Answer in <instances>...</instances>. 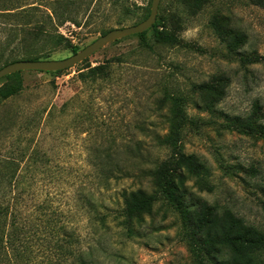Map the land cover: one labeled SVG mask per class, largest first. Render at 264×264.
<instances>
[{"label": "rangeland", "instance_id": "rangeland-1", "mask_svg": "<svg viewBox=\"0 0 264 264\" xmlns=\"http://www.w3.org/2000/svg\"><path fill=\"white\" fill-rule=\"evenodd\" d=\"M43 1L0 0V12L28 7L40 12ZM115 1L131 9L121 24ZM150 3L78 0L71 8L78 24L66 22L57 31L83 49L107 30L135 25ZM158 15L170 22L180 16L179 42L155 44L147 31L151 48L135 35L109 43L82 64L108 62L106 78L81 81L78 64L58 74L20 71L8 81L22 89L0 102V170L5 159L17 168L15 178L0 180V204L8 208L3 241L8 252L0 264H199L181 240L178 216L162 200L131 234L120 224L121 192L151 193L143 170L169 155L157 143L167 132L166 108L157 106L165 91L186 99L181 151L198 159L211 187L199 190L187 181L186 201L229 209L264 233V59L240 60L264 57V4L211 0L188 15L180 0H160ZM215 16L221 29L243 35L235 51L215 34ZM70 55L68 46L59 47L52 60ZM211 77L221 78L224 93L206 110L194 89ZM14 220L28 243L20 261L13 260L7 243ZM65 250L77 253L79 261Z\"/></svg>", "mask_w": 264, "mask_h": 264}, {"label": "trees", "instance_id": "trees-1", "mask_svg": "<svg viewBox=\"0 0 264 264\" xmlns=\"http://www.w3.org/2000/svg\"><path fill=\"white\" fill-rule=\"evenodd\" d=\"M77 1L45 0L43 1L45 10L40 12H37V7L21 9L16 11L17 13H9L8 9L1 11L0 17L11 16L18 20L0 22V68L19 60H52L55 49L63 46H68L72 54L80 51L81 49L71 45L57 31V28L66 22L78 24L71 11ZM255 1L261 5L264 4V0ZM116 2L114 3L117 5ZM210 2L211 0H180V4L188 15H194ZM117 6L122 11L117 22L121 24L130 19L131 9L124 2H120ZM149 9L142 13L139 22L147 18ZM173 17L174 19L170 22L163 15L156 16L155 23L147 30L151 31L150 38L153 43L173 45L179 42L175 26L181 19L179 15H173ZM218 18L215 16L211 21L215 34L226 43L229 51H235L242 45L243 35L229 29H221L223 24ZM139 22L136 21L135 24ZM110 30L103 32L102 35ZM147 31L135 36L138 37L142 47L151 48L146 39ZM263 59L264 57L254 54L242 57L240 60L241 63L250 64ZM86 60L78 63L83 66L78 70L81 81H95L108 76L110 69L108 62L94 66L82 65ZM60 72L62 71L44 73L58 74ZM17 75L18 72H15L0 79L6 80L0 85V102L21 91L19 82H8ZM194 90L200 104L207 110L223 97V81L220 77H211L208 82L198 85ZM185 105L184 96L166 91L158 99V108L164 107L167 111V132L164 136L157 138V143L159 147L168 149L169 155L151 168L143 170L142 175L148 179L153 188L151 193L140 188L121 192L120 224L131 234L134 225L139 223L143 216L151 214L154 203L160 199L178 216L181 240L187 244L199 264H264V233L262 231L247 225L229 209H219L201 199H193L191 202L185 199V187L189 180H192L199 190L210 191L211 189L198 159L193 154H184L181 151L182 131L188 122ZM261 137L264 138V128ZM3 162L5 164L0 170L2 184L15 178L17 173V168L9 166L7 159ZM7 210V207L0 204V260L8 252L3 245ZM25 234L23 227L14 220L11 231L7 233L8 249L14 261L23 260L27 254L28 243ZM60 243L59 240L57 249L62 254L63 246ZM65 252L68 256H72L74 261H79V255L74 251L65 250Z\"/></svg>", "mask_w": 264, "mask_h": 264}, {"label": "water", "instance_id": "water-1", "mask_svg": "<svg viewBox=\"0 0 264 264\" xmlns=\"http://www.w3.org/2000/svg\"><path fill=\"white\" fill-rule=\"evenodd\" d=\"M159 2L160 0H151L149 14L143 21L132 26L112 29L105 34L100 35L89 45L67 58L61 60H19L4 65L0 68V79L4 76L20 71L57 72L69 69L87 59L109 43L150 29L155 23Z\"/></svg>", "mask_w": 264, "mask_h": 264}]
</instances>
